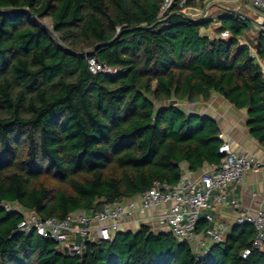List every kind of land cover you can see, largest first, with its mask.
<instances>
[{"label":"trees","instance_id":"16d2710c","mask_svg":"<svg viewBox=\"0 0 264 264\" xmlns=\"http://www.w3.org/2000/svg\"><path fill=\"white\" fill-rule=\"evenodd\" d=\"M163 3L0 0V264H264V250L242 256L251 223L234 225L205 254L142 225L71 256L54 239L21 232L22 212L4 207L91 213L155 181L177 183L184 164L219 165V124L181 105L214 92L248 110L249 132L264 147V29L252 40L244 15L192 18L174 0L161 16ZM214 22L217 36L203 34ZM90 56L116 72L93 73ZM208 225L201 219L199 231Z\"/></svg>","mask_w":264,"mask_h":264},{"label":"built area","instance_id":"2783aa9c","mask_svg":"<svg viewBox=\"0 0 264 264\" xmlns=\"http://www.w3.org/2000/svg\"><path fill=\"white\" fill-rule=\"evenodd\" d=\"M187 1L181 0L180 3L184 6V12L192 18H200L207 16L209 7L218 0H205L203 8L185 6ZM225 1L246 3L260 11L261 23L264 21V0ZM173 2L164 0L161 16L165 15ZM221 36L228 37L229 32L223 31ZM88 63L93 73L116 72L95 56H90ZM219 138L222 140L219 153L223 155L219 165H210L196 175L184 173L174 184L155 181L141 194L117 202H106L95 212H73L65 218H58L42 217L14 203H4V207L8 211L22 212L24 217L19 223L21 232H36L44 238L54 239L71 256L82 254L86 242L110 240L124 225L133 223L139 228L147 225L154 232H169L178 240L189 241L197 254H205L213 244L223 242L227 234L228 225L216 220L211 213L214 203H220L237 211L234 224L251 223L255 228L250 247L242 251L243 258H247L254 250H264V202L253 213L234 197L232 185L240 183L249 171L264 167V158L235 150L224 133H220ZM201 219L209 225L199 231Z\"/></svg>","mask_w":264,"mask_h":264},{"label":"crops","instance_id":"0c3cea01","mask_svg":"<svg viewBox=\"0 0 264 264\" xmlns=\"http://www.w3.org/2000/svg\"><path fill=\"white\" fill-rule=\"evenodd\" d=\"M234 12L239 15H244L249 21L255 23V27L248 30V38L254 39L256 32L263 29L261 25L262 13L256 9L251 8L246 3L236 2V1H225L218 0L215 1L210 7L208 13L214 15L227 14ZM218 22H214L213 25L218 26ZM211 27V26H210ZM208 30V29H207ZM202 29L203 34H208L211 37L217 36L214 32H207ZM251 30L253 32H251ZM247 40V38H245ZM183 108L188 113H196L208 115L214 118L221 129L220 133H224V137L229 139L233 148L238 151H244L247 154H255L260 158H264V147L250 134L247 127L248 120V110L237 109L231 103H229L223 96L214 92L208 101H202L194 104L181 103ZM210 165H206L203 169L199 171H191L188 169L186 164L183 165L184 173L188 172L199 174L205 168ZM234 189V197L239 201V203L245 207L249 208L253 213H256L257 209L264 202V167L259 170L249 171L240 183L232 185ZM256 193L257 195H253ZM215 219L218 221H223L228 225L227 233L232 229L234 224L235 216L237 211L231 207L220 203H214V207L211 210ZM158 225L159 223L156 222ZM139 226L136 224H126L123 226L121 231H136Z\"/></svg>","mask_w":264,"mask_h":264},{"label":"rangeland","instance_id":"374dc122","mask_svg":"<svg viewBox=\"0 0 264 264\" xmlns=\"http://www.w3.org/2000/svg\"><path fill=\"white\" fill-rule=\"evenodd\" d=\"M249 23H250V27L251 28H254L255 27V23L253 22V21H249ZM44 24L46 25V26H48V27H50L51 26V19L50 18H46L45 20H44ZM216 26L215 25H211V27H209V28H205L204 30L206 31L207 29V32H211V31H213L214 32V28H215ZM251 32H253L252 30H251ZM255 33H257L256 31H254ZM186 104V103H185ZM182 106H183V104H182Z\"/></svg>","mask_w":264,"mask_h":264},{"label":"water","instance_id":"95a60500","mask_svg":"<svg viewBox=\"0 0 264 264\" xmlns=\"http://www.w3.org/2000/svg\"><path fill=\"white\" fill-rule=\"evenodd\" d=\"M261 25L264 27V21L261 23ZM178 100L177 99H171L169 101V105H174V104H177Z\"/></svg>","mask_w":264,"mask_h":264},{"label":"clouds","instance_id":"9594fccd","mask_svg":"<svg viewBox=\"0 0 264 264\" xmlns=\"http://www.w3.org/2000/svg\"><path fill=\"white\" fill-rule=\"evenodd\" d=\"M221 36V35H220Z\"/></svg>","mask_w":264,"mask_h":264}]
</instances>
